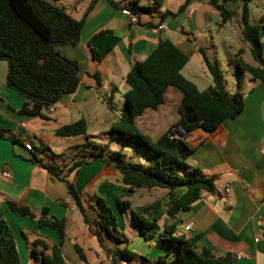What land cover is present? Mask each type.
Listing matches in <instances>:
<instances>
[{
  "label": "crops",
  "instance_id": "obj_1",
  "mask_svg": "<svg viewBox=\"0 0 264 264\" xmlns=\"http://www.w3.org/2000/svg\"><path fill=\"white\" fill-rule=\"evenodd\" d=\"M49 1L74 20L83 19L78 43L55 47L62 57L77 64L79 85L74 93L62 97L46 111L45 118L23 116L18 112L25 100L7 87V63L0 61V132L4 133L0 138V211L16 242L20 264H33L31 249L36 239L44 241L49 248L61 247L65 264H83L73 249L75 244L82 249L87 264L88 253L97 264H107L106 251L122 250L125 246H114L107 238L100 246L87 233L83 216L70 199L67 184L56 179L44 166L59 167L65 174L79 159L76 158L78 150L71 153L69 150L84 145L87 140L93 142L92 139L100 135L107 136L108 142L93 143L105 147V151L112 143L118 145L108 136L115 128L117 115L109 105H116L117 112L123 110V95L128 91L125 75L133 65L144 61L160 41L169 40L188 57L180 74L200 92L212 86V79L198 50L216 51L214 35L221 37L225 28L228 32L235 31L239 44L235 46L231 37L226 36L224 44L231 58L241 51V59L246 64L257 65L252 59H245L249 50L241 39L238 19L222 25L219 13L207 0H190L186 9L175 16L166 13L176 14L185 0H164L160 7L155 6L153 0ZM132 6L138 8L140 15L136 25L130 24L120 13L122 8ZM223 6L238 14L241 2L231 0ZM256 15L252 25L264 12ZM159 24H165V30L152 33L151 29ZM93 53L101 59L97 61ZM231 91L228 94L237 91V84ZM239 91L244 107L235 119L224 122L212 133L195 130L185 138L194 150L186 164L198 169L205 178L213 179L214 187L228 185L229 196L218 197L204 191L189 212L178 215L176 220L167 221L163 217L159 222L177 221L179 235L197 238L199 246L217 256H233L236 264H264V241H253L254 237L264 235V87L245 75ZM182 97L178 89L169 87L162 105L145 111L136 119L138 131L153 141L169 131L181 132L178 109ZM81 119L86 123V136H54L57 129ZM25 144L32 147L31 152L24 149ZM66 153L63 159L59 156ZM3 172L10 177H2ZM68 181L81 196L88 222L97 218L90 207L97 198L105 201L116 218L114 210L118 209L117 201L125 189L117 170L94 160L78 167ZM8 202L29 209L36 218L63 221V242L51 229L39 227L37 219L29 220L12 212ZM188 224L191 230L184 232L183 227ZM79 236L87 244L86 250L78 244ZM129 245L130 240L126 249L136 255L133 260L137 264L141 258L154 262L166 253L165 247L158 245L152 248L151 254L141 256L130 250Z\"/></svg>",
  "mask_w": 264,
  "mask_h": 264
},
{
  "label": "trees",
  "instance_id": "obj_2",
  "mask_svg": "<svg viewBox=\"0 0 264 264\" xmlns=\"http://www.w3.org/2000/svg\"><path fill=\"white\" fill-rule=\"evenodd\" d=\"M189 1L185 0L176 14L167 12L166 15L175 16L183 12ZM207 1L219 13L222 25L233 18L238 19L241 39L248 46L249 54L257 65L252 67L246 64L241 59V51L230 61L234 66L237 91L228 94L220 69L210 61L203 49L198 52L211 76L212 86L205 91H198L180 74L188 57L169 40L160 41L144 61L133 65L125 75L124 83L128 91L123 95V110L117 112L109 105L110 110L117 113L115 128L108 133L111 142L142 152L146 157L145 165L124 162L117 152L112 153L109 159L104 158L105 147L87 140L84 145L69 150L70 153L78 150L76 158L79 159L73 162L65 174L59 167L44 166L56 179L67 184L70 199L82 214L87 233L100 246L104 238L114 246H125L122 250L106 251L113 263L129 264L136 255L126 249L129 241L118 231L116 218L103 199L97 198L93 204L90 203L97 218L92 223L88 222L81 196L68 181L70 174L83 164L99 160L106 168L117 170L120 174V181L125 187L122 197L117 201L121 214L129 209L128 199L137 191L160 189L165 190L168 197L165 220H176L178 215L190 211L200 200L202 192L214 191L213 179L205 178L198 169L186 164L194 150L187 145L185 138L195 130L212 133L218 126L235 119L242 112L243 95L239 89L245 75L250 76L251 82L258 81L264 87V15L259 17L256 25L249 23L248 4L256 0H239L241 8L238 14L224 8L226 0L221 3L219 0ZM153 2L160 7L164 0ZM130 10L139 15L136 6ZM82 25L83 19L74 20L64 9L49 0H0V61L7 63V87L25 100L18 112L20 115L45 118L44 113L62 97L76 91L79 85L77 64L62 57L55 47L76 45ZM93 56L97 61L101 59L98 54L93 53ZM96 78L99 81L97 75ZM169 87L178 89L183 96L178 109V126L184 131V136L171 137L169 131L153 141L138 131L135 121L145 111L155 110L162 105ZM184 109L192 112L196 119L194 123L185 122ZM54 136H86V123L81 119L62 126L54 132ZM3 137L4 133L0 132V138ZM59 156L63 159L67 153ZM7 206L22 217L37 219L39 227L51 229L63 242V221L36 218L29 209L9 202ZM156 206L141 207L139 210L147 214ZM136 226L143 241L149 242L158 237L159 243L166 249L163 257L154 262L141 258L140 264H236L233 256H217L210 249L199 246L197 238L179 235L176 232L177 221L167 224L142 216ZM73 249L80 261L87 264L82 249L76 244ZM31 254L33 264H65L61 247L49 248L41 239L33 241ZM0 264H20L16 242L1 211Z\"/></svg>",
  "mask_w": 264,
  "mask_h": 264
},
{
  "label": "rangeland",
  "instance_id": "obj_3",
  "mask_svg": "<svg viewBox=\"0 0 264 264\" xmlns=\"http://www.w3.org/2000/svg\"><path fill=\"white\" fill-rule=\"evenodd\" d=\"M227 1L229 2L231 0H226V2ZM249 7L252 11L250 14L249 23L252 25L253 20L257 16L256 14L259 12H264V0L253 1L249 4ZM225 29L226 31L222 30L221 37H219V34L215 33L214 43L216 44L215 47L217 48V50H210L209 52H207V54L210 61L212 63L217 64L225 81V89L228 93H231L232 88L236 85V80L234 74V66L230 63V60H232L230 50L225 47L224 40L227 37H231V42L235 46H238L239 44L235 31L228 32L227 28ZM262 40H264V37L262 38ZM245 59L251 61L252 58L249 53L245 55ZM114 107L116 108V105H114ZM92 141L98 143H106L108 142V137L105 135H100L92 139ZM118 145L112 143V146L110 148L107 147L108 149L106 148L104 158L109 159L111 158L110 155L112 153L117 152L121 154L122 160L124 162L133 163L141 166L145 165L146 157L142 152L129 146ZM128 200L130 202V208L123 215L120 214L117 208H115L114 210V213L117 218V229L124 237L128 239V241L130 240V250L135 251L137 255L139 254L141 256H146V254H151V251H153L154 247H158V245L160 246L161 244L158 241V237H155L153 240L145 243V241H143L142 238L139 236V229L136 226V223H139L141 221L142 216L149 220L163 219L168 201L167 192L165 190L160 189L139 190L134 193V195H132V197H130ZM152 205L157 206L154 209L148 211L147 214H143L139 210V208L141 207ZM71 234V232H68L69 236H72ZM78 244L80 246H83V248L86 250L87 244L82 240L80 236L78 237ZM109 258L110 256L108 255L106 258V261L108 262L107 264H116L110 262ZM88 263L97 264L98 261H95V259L92 258L88 253ZM131 264H137V261L132 260Z\"/></svg>",
  "mask_w": 264,
  "mask_h": 264
},
{
  "label": "built area",
  "instance_id": "obj_4",
  "mask_svg": "<svg viewBox=\"0 0 264 264\" xmlns=\"http://www.w3.org/2000/svg\"><path fill=\"white\" fill-rule=\"evenodd\" d=\"M120 13H121L122 16H124L127 19V21L130 24L136 25L138 23L139 15L137 13H135V12H132L130 9H128L126 7L125 8H122L120 10ZM165 28H166L165 27V24H159L156 27H153L151 29V31L154 34H157V33H160L162 31H164ZM51 109L52 108H50L49 110H51ZM24 149L26 151H28V152H31L32 151V147L30 145H28V144H25L24 145ZM2 177L8 179L10 176H9V174L7 172H3L2 173ZM213 193L216 196H218V197H228L229 196V193H230V188H229L228 185H224L222 187H214ZM183 230H184V232L190 231L191 230V225L190 224L186 225L185 227H183ZM253 241H254V243H257L259 241H264V235L254 237ZM109 261L112 262L111 257L109 258ZM118 263L119 264H126L125 262H118Z\"/></svg>",
  "mask_w": 264,
  "mask_h": 264
},
{
  "label": "water",
  "instance_id": "obj_5",
  "mask_svg": "<svg viewBox=\"0 0 264 264\" xmlns=\"http://www.w3.org/2000/svg\"><path fill=\"white\" fill-rule=\"evenodd\" d=\"M183 118L187 124H192L196 120L194 115L189 109H184ZM178 130H180L181 132H178L177 130H175L173 133H171V137L176 136L177 138H182L184 136V131L181 129V127H178Z\"/></svg>",
  "mask_w": 264,
  "mask_h": 264
}]
</instances>
